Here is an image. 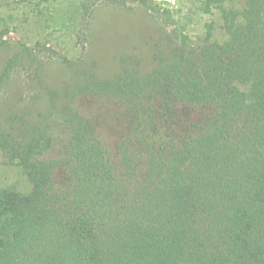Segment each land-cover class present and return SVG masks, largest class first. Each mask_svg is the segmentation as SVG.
<instances>
[{
	"label": "trees",
	"instance_id": "1",
	"mask_svg": "<svg viewBox=\"0 0 264 264\" xmlns=\"http://www.w3.org/2000/svg\"><path fill=\"white\" fill-rule=\"evenodd\" d=\"M232 2L202 0L226 41L177 35L147 74L91 75L50 125L0 132L27 183L0 192V264H264V0ZM79 96L116 107L114 150Z\"/></svg>",
	"mask_w": 264,
	"mask_h": 264
},
{
	"label": "rangeland",
	"instance_id": "2",
	"mask_svg": "<svg viewBox=\"0 0 264 264\" xmlns=\"http://www.w3.org/2000/svg\"><path fill=\"white\" fill-rule=\"evenodd\" d=\"M243 1L231 4L240 9ZM201 10L202 0H0V132L20 137L50 125L67 103L63 96L81 95L77 88L91 75L111 80L123 63L147 74L170 40L178 45L177 35L200 46L211 25L210 41H226L219 12ZM73 103L99 117L102 138L114 150V104L93 96ZM26 184L0 150V192Z\"/></svg>",
	"mask_w": 264,
	"mask_h": 264
}]
</instances>
